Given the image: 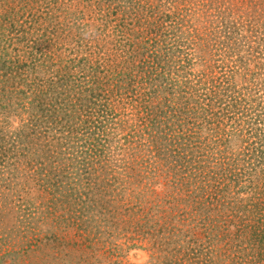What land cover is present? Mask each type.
<instances>
[{"label": "rangeland", "instance_id": "1", "mask_svg": "<svg viewBox=\"0 0 264 264\" xmlns=\"http://www.w3.org/2000/svg\"><path fill=\"white\" fill-rule=\"evenodd\" d=\"M0 264H264V0H0Z\"/></svg>", "mask_w": 264, "mask_h": 264}, {"label": "trees", "instance_id": "2", "mask_svg": "<svg viewBox=\"0 0 264 264\" xmlns=\"http://www.w3.org/2000/svg\"><path fill=\"white\" fill-rule=\"evenodd\" d=\"M225 25H226V28L228 29V27H227L228 25H227L226 23H225ZM226 31H227V30H226ZM228 36H229V35H226L227 39H228ZM234 45H235V44L233 43L232 46H234ZM232 48H233V47H232Z\"/></svg>", "mask_w": 264, "mask_h": 264}]
</instances>
